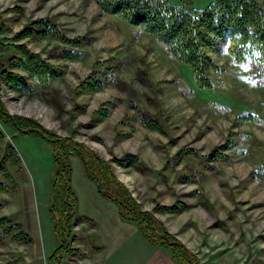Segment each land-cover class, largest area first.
Segmentation results:
<instances>
[{"label":"rangeland","instance_id":"obj_1","mask_svg":"<svg viewBox=\"0 0 264 264\" xmlns=\"http://www.w3.org/2000/svg\"><path fill=\"white\" fill-rule=\"evenodd\" d=\"M168 1L192 10L214 0ZM40 18L57 22L68 37L84 36V44L71 45L80 58L56 56L66 45L61 40L17 36ZM223 41L206 50L218 64L208 69L212 87H199L189 66L152 33L103 12L97 0H0V106L27 129L71 138L77 150L101 160L109 173L103 187L150 213L198 264H264V181L253 174L264 162V74L258 63L235 61ZM20 43L63 77L39 85L15 65ZM3 69L24 74L35 93L10 86ZM92 78L104 84L92 90ZM41 133L23 132L0 114V163L11 176L0 170L7 187L0 190V216L32 238L0 240V264H47L58 243L48 213L55 163ZM127 154L139 166L121 164ZM69 160L77 204L73 249L60 264H178L169 246L151 244L135 222L120 217L116 199L98 192L80 154Z\"/></svg>","mask_w":264,"mask_h":264},{"label":"trees","instance_id":"obj_2","mask_svg":"<svg viewBox=\"0 0 264 264\" xmlns=\"http://www.w3.org/2000/svg\"><path fill=\"white\" fill-rule=\"evenodd\" d=\"M97 2L103 12L120 16L131 25H140L142 31L152 33L157 40L163 43L176 61L189 66L199 87H212L208 69L215 70L218 68V64L206 50H215L220 39L227 43V50L235 61L258 63L261 65L259 72L264 74V8L258 0H214L203 8L192 10L186 9L182 5L173 4L168 0H97ZM29 35L61 40L66 45L57 51L56 56L68 59H77L81 56V51L72 48L71 45L85 43L84 36L68 37L57 22L48 18L34 20L23 27L17 36ZM17 48L21 51V56L14 57L15 65L27 71L28 76L36 80L42 87L47 86L53 79L63 77V70L38 52L31 51L23 43L18 44ZM1 73L13 88L29 95L35 93L24 74L6 69H3ZM86 83L92 90H96L104 84L98 78H92ZM0 114L6 118L10 117L13 124L23 132L37 134L42 132L41 134L52 146L55 171L51 183L48 213L53 220V229L58 243L47 256V264H60L63 254L73 249L70 246L69 233L77 196L71 185L72 168L69 156L76 153L82 156L88 177L96 184L98 192L110 200L116 199L121 218L135 222L143 236L151 244L169 246L172 250L171 255L178 264H183L181 257L186 258L188 264H198L196 259H193V255L186 252L179 240L168 234L158 222L154 223L150 213L132 207L129 196L124 197L121 192H116L117 194L113 195L107 189L108 179L105 176L109 173L101 160L95 157L91 158L92 155H88L85 151L77 150V144L71 138L49 134L37 125H32V128L27 129V125L17 117L7 115L1 106ZM241 116L250 117V114ZM144 119L145 117H143ZM146 121L150 128L158 126L154 120L147 119ZM11 155L14 163L19 164L20 159L17 151L15 150V153H11ZM119 162L139 166V159L133 154H127L126 158L119 159ZM3 166L4 164L0 163V170L4 171L5 176L11 180L10 174ZM253 174L264 181V162L256 164ZM103 181L106 182V185ZM5 188H7L6 185L0 182V190H5ZM169 208L173 210L174 206ZM7 235L20 242H32L31 236L23 229L22 224L13 221L8 215H2L0 216V240H3ZM74 249L77 250L76 247ZM190 256L192 260H190Z\"/></svg>","mask_w":264,"mask_h":264},{"label":"crops","instance_id":"obj_3","mask_svg":"<svg viewBox=\"0 0 264 264\" xmlns=\"http://www.w3.org/2000/svg\"><path fill=\"white\" fill-rule=\"evenodd\" d=\"M171 264V263H170Z\"/></svg>","mask_w":264,"mask_h":264}]
</instances>
